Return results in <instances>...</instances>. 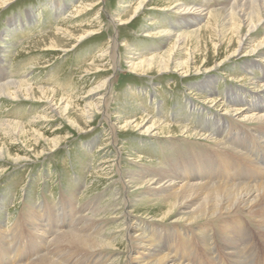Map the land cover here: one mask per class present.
Instances as JSON below:
<instances>
[{"label":"rangeland","instance_id":"rangeland-1","mask_svg":"<svg viewBox=\"0 0 264 264\" xmlns=\"http://www.w3.org/2000/svg\"><path fill=\"white\" fill-rule=\"evenodd\" d=\"M142 1L6 0L0 3V86L19 82L38 92L53 91L57 99L72 98L68 116L79 118L82 125L81 129L74 126L67 115L56 113L46 100L22 97L12 100L0 96V123L26 126V135L22 137H6L0 133V148L4 145L11 154L9 158H0V232L13 236L15 231V237L21 240L19 249L31 250L40 242L37 238L46 234L43 229L32 226L29 216L34 212L40 214L44 224L51 217L52 226L58 223L61 233L67 231L65 225L73 229L80 217L97 213L98 219L88 226L89 232L102 233L101 239L113 242L116 247L100 251L104 264H127L126 212L131 215L130 221L147 229L150 225L160 231L176 227L181 233L166 232V237L179 241L186 225L175 226L174 218L155 219L156 199L147 198L144 189L139 191L137 186H129L127 173L151 175L155 170L169 169L168 163L176 165L182 161V165H189L200 156L216 152L213 141L220 136L215 130L218 120L240 127V123L233 122L237 118L229 112L241 106L225 98L229 92L244 94L247 102L260 96L264 100V51L260 55L224 60L228 53V33L223 38L218 30L206 29L207 16L197 26L183 25L194 17L183 14V8L228 11L234 4L248 0H148L135 17ZM197 29H201L198 36L187 38L177 54L183 62L191 58L192 66L205 62L206 68L200 73L194 69L188 74L175 72L173 67L164 73L157 68L140 72L131 69L130 62L162 56L173 46L175 39L167 38L166 33L177 37ZM116 36L120 58L117 69L110 56ZM253 39L256 43L264 39V25ZM233 40L237 45V39ZM207 81L212 82L210 88L202 85ZM97 98H103L108 107L99 106L96 112L92 111L90 120L85 119L83 108L95 105ZM210 101H217L220 107ZM252 108L260 111L255 106ZM105 111L111 122L118 124L115 134L105 119ZM141 118L178 131L152 137L136 129L123 128L128 121ZM209 129L213 134L217 132L216 135ZM17 157L22 160L15 161ZM127 201L132 204L127 205ZM59 209L63 214L55 221L53 210ZM65 217H69L67 224ZM240 219L243 220L241 230L253 234V238L244 240L245 234L236 230L235 240L239 244L255 243L258 258L264 259V232L258 231L253 217L240 213L233 218ZM202 224L187 226L191 249L186 255L191 263H203L210 258L203 239L195 232ZM82 228L83 221L75 227ZM157 234L156 238L161 237ZM219 239L212 234L207 244L226 262L223 242ZM6 243L0 237V257ZM9 243L6 245L10 246ZM49 244L48 241L46 249ZM159 245L162 243L158 242ZM36 250L29 255L34 256ZM81 259L82 256L76 258V264Z\"/></svg>","mask_w":264,"mask_h":264},{"label":"bare ground","instance_id":"bare-ground-1","mask_svg":"<svg viewBox=\"0 0 264 264\" xmlns=\"http://www.w3.org/2000/svg\"><path fill=\"white\" fill-rule=\"evenodd\" d=\"M4 1L6 0H0V3ZM147 2L148 0H143L140 3L135 11V17L139 13L140 8ZM181 11L183 14L194 16L193 19L187 22L185 21V23L182 22L184 27L197 26L201 22V19L207 16L209 17V22L208 25L206 24V29L218 30L223 38L225 33L229 34V42L227 43L228 53L224 60L238 57H250L264 51V39L258 43L253 39L260 26L264 25V0H248L246 3L239 2L234 4L228 11L220 10L207 12L203 11L202 8L194 10L183 8ZM111 22H115V20ZM200 30L201 29H197L191 33L178 35L177 37H173L174 35H172V33H166L167 38L175 39L173 46L162 56H154L140 62H130L131 69L134 71L139 70L140 72L157 68L159 72L164 73L169 72L173 67L175 72L180 71L188 74L194 69L197 73H200L204 70V67L206 68L205 62H203L201 66H197L196 64L192 66L194 63L191 62V58L183 62L179 58L180 54H177L180 44L184 43L187 38H196ZM83 36L84 35L81 37ZM234 38L237 39V45L234 43ZM216 49H218V47ZM110 56L112 62H114L113 67L117 69L120 62L117 36L114 39ZM135 58L136 57H132L131 59ZM202 85L210 88L212 82H203ZM0 96H6L12 100H18L20 97L24 99L37 98L42 101L46 100L49 105H53L56 113L65 117L70 114L69 112L72 108V98L63 96L57 99V94L53 91L40 90L38 92L19 82L1 85ZM244 97V94L237 93V91L234 93L229 92L225 97L233 104L241 106L240 109L229 112L237 118L236 120L233 118V122L240 123L239 125L241 128L234 126L235 123L230 121L218 120L216 123L218 128L216 129L215 125L214 127L220 136L217 135L216 138H218V140L215 139L213 141L217 147L216 152L211 154L207 153L203 155V157L200 156L199 159L191 162L189 165H182V161L176 165H174V163H168L167 166L169 169L162 168L160 170H155L151 175H139L133 171L127 173L129 186H137L136 190L139 191L144 189L143 193L147 198L156 199L157 204L154 208L157 210H153L157 212L155 219L168 221L174 218V225L177 223L186 225V231L182 232L180 240L178 239L179 241H177L172 238L168 239V236L166 237V232H171V234L176 235L177 232L181 231L176 229V227H174L175 229L170 228L171 230L166 229V231H160V229H155V227L150 225V228L147 229V226L141 227L140 224L130 221L131 215L129 212H126L127 217L125 218H127L126 224L129 234L127 264H203L206 262L209 264H224L223 262H225V260L219 258L214 248L209 247L210 243L207 244L212 234L218 236L220 238L219 240L223 242V258L225 257L227 260L226 262L229 264L264 263V259H259V254H256V252L258 253V246H255V243L254 245L250 244V242H241L239 244L235 240L237 235L236 230H239V232L241 231V235L246 233L243 229L241 230L245 217L243 219V217L240 216L243 219L242 221L241 219L238 221L233 220L234 216L240 213L246 214V216L249 215L250 218L253 217L252 220L255 219L258 231L264 232V100H261L262 98L260 96L257 99L255 98L256 100L254 101H248V103L244 100ZM216 102L217 101H210L211 104L220 107ZM99 106H105L107 108L108 104L103 98H97L95 105L91 104L83 108V116L85 119L90 120L93 117V112H96ZM254 106L261 112L252 108ZM104 116L115 134L118 124L116 125V123L111 122L110 115L107 111L104 112ZM67 119L70 120L71 118L68 116ZM78 119L79 118L71 119L70 122L81 129L82 125H80ZM123 128L136 129L141 131L142 134L152 137L163 134L172 135L178 131L171 127L151 122L147 118H141L138 121H128ZM180 130L182 129H179V131ZM24 132H26L25 125L14 122L0 123V133L5 134L6 137H11L12 135L22 137L26 135ZM217 132H214V134L211 133L216 135L215 133ZM187 133L193 136L192 133ZM51 142L52 144H56V141ZM10 155L9 149H6L3 145L2 148H0V158L5 156L9 158ZM14 160L20 161L22 158L17 157ZM130 203L131 201H127L126 204L129 205ZM62 211V209H59V211L53 210V218L55 221L58 220L57 218H59V215L62 216ZM92 214L93 215L88 218H79L75 227L80 225L81 221H83L84 225V228L79 230L75 229V227L70 229L71 226L67 224L69 217L68 219L65 217L64 220L67 224L65 225V229L67 228V231L61 233L58 223L54 225L55 227L52 226L53 219L51 217L48 218L50 221L46 220L47 222L45 221L46 223L44 224L43 218L39 213H31L29 217L34 229H43V232L46 234L43 233L44 235L37 238L40 241L38 245L31 250H25L23 248L19 249L21 246L18 243L21 240L19 237H15V231L13 236L9 233L7 234L5 231H1V241L5 243L10 242L12 246L6 245L7 243L2 246L4 254L3 257H0V264H76V258L79 256H82V259L77 264H104L105 262L103 257H101L102 253L100 251L108 248L111 249L115 247V244L102 240L101 237H104L102 233L89 232L88 226L93 220L98 219L97 213L95 214L93 212ZM65 223L63 222V224ZM201 223L203 224L199 225L195 232H197V236L203 239V246H205L207 252H210V258L207 257L206 260H203V263L198 261L191 263V258L189 259V256L186 255V252L191 249V235L187 226L194 227V225ZM47 226H51L52 228L48 230V228L46 229ZM155 232L160 234V236V232H164V234L156 238ZM180 233L181 232H179V234ZM258 235L260 234L258 233ZM49 236L51 237L48 238ZM46 238H48V240ZM243 238L244 240H251L253 234L248 232ZM48 241L50 242V246L46 249ZM158 242H161L163 247L161 245L158 246ZM187 243H189V245H187ZM40 246H43L44 249H41ZM188 246L190 248H188ZM35 248H37L35 255L30 256ZM20 251H23V253H19ZM178 256H180V258ZM221 256L222 255H220V257ZM104 258H106V256Z\"/></svg>","mask_w":264,"mask_h":264}]
</instances>
